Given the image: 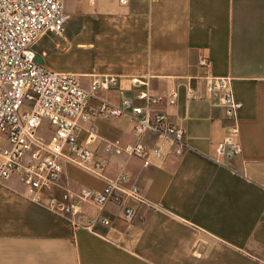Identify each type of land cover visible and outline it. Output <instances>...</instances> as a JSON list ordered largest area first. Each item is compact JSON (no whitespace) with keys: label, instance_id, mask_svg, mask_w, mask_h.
Here are the masks:
<instances>
[{"label":"crops","instance_id":"1","mask_svg":"<svg viewBox=\"0 0 264 264\" xmlns=\"http://www.w3.org/2000/svg\"><path fill=\"white\" fill-rule=\"evenodd\" d=\"M65 13L63 34L32 47L41 65L75 75L85 90L95 77L116 78L118 85L96 92L93 105L101 99L118 106L122 97L144 105L135 99L139 92L160 98L147 111L167 115L186 147L176 155L177 144L146 130L145 159L106 154V142L137 140L134 123L126 116L95 119L101 143L92 148L106 161L102 170L65 162L57 186L44 194L70 192L78 203L72 216L31 203L16 181L0 184V264H264V0H65ZM206 75L230 80L241 103L242 152L226 167L211 161L227 122L209 98ZM172 92L177 100L169 105ZM46 130L44 120L37 134ZM85 137L82 130L79 140ZM154 147L162 157L151 154ZM122 169L123 187L147 201L128 200L132 222L119 218L120 205L99 211L78 202L80 188L99 191ZM93 217L110 224L85 229Z\"/></svg>","mask_w":264,"mask_h":264},{"label":"built area","instance_id":"2","mask_svg":"<svg viewBox=\"0 0 264 264\" xmlns=\"http://www.w3.org/2000/svg\"><path fill=\"white\" fill-rule=\"evenodd\" d=\"M93 1L90 0L91 3ZM66 23L65 0H0V184L16 179L28 192L31 203L61 217L72 216L78 209V203L71 201L72 194L67 191L60 198L44 197V194L57 186L63 163L91 164V171L98 174L106 162L96 156L92 148L101 143L93 126L95 119L126 116L134 123L137 140L125 146L118 141L106 142L103 145L106 154L145 159L148 149L141 137L146 130L177 144L176 155L186 147L183 130L167 115L147 111L160 98L139 92L135 99L144 105H137L134 99L127 97H122L118 106L101 99L93 105L90 101L95 99L96 92L118 85L116 78L95 77L90 89L85 90L75 75L53 72L36 61L32 49L35 42L46 35H62ZM198 65L208 68L209 62L205 57H199ZM204 80L209 98L219 104L227 122L226 134L216 145L211 161L226 167L242 152L238 118L241 103L233 96L230 80L210 75H206ZM131 82L140 83L137 79ZM119 93L122 95L123 90ZM176 100L177 93L172 92L168 104L174 105ZM44 120L52 129L47 143L37 134ZM82 130H85L86 137L81 141L79 135ZM149 151L156 158L162 157L158 147ZM148 163L144 160L145 165ZM127 180L128 175L122 169L101 190L82 187L76 197L78 202H88L99 211L109 203L120 205L119 218L130 223L136 211L128 200L136 205L147 204V201L136 188L123 187ZM98 223L103 226L110 224L108 219L93 217L87 219L83 227L91 230Z\"/></svg>","mask_w":264,"mask_h":264},{"label":"rangeland","instance_id":"3","mask_svg":"<svg viewBox=\"0 0 264 264\" xmlns=\"http://www.w3.org/2000/svg\"><path fill=\"white\" fill-rule=\"evenodd\" d=\"M48 128H49V127H48ZM50 135H52V129L49 128V131L46 130V133H41V134L38 135V136H42V137H44V141H45V143H47V142L49 141V139H50ZM12 180L18 182V181L15 180V179H9V180L5 181L4 183H8V182H10V181H12ZM18 183L21 185L23 191H25L24 186H23L20 182H18Z\"/></svg>","mask_w":264,"mask_h":264},{"label":"water","instance_id":"4","mask_svg":"<svg viewBox=\"0 0 264 264\" xmlns=\"http://www.w3.org/2000/svg\"><path fill=\"white\" fill-rule=\"evenodd\" d=\"M36 61H37L39 64H41L38 58L36 59Z\"/></svg>","mask_w":264,"mask_h":264},{"label":"bare ground","instance_id":"5","mask_svg":"<svg viewBox=\"0 0 264 264\" xmlns=\"http://www.w3.org/2000/svg\"><path fill=\"white\" fill-rule=\"evenodd\" d=\"M148 95V94H147ZM150 96V95H149Z\"/></svg>","mask_w":264,"mask_h":264}]
</instances>
